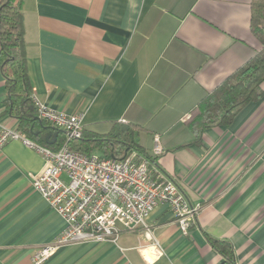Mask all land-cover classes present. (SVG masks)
<instances>
[{
    "label": "crops",
    "instance_id": "0c3cea01",
    "mask_svg": "<svg viewBox=\"0 0 264 264\" xmlns=\"http://www.w3.org/2000/svg\"><path fill=\"white\" fill-rule=\"evenodd\" d=\"M253 1L23 0L28 72L40 103L82 115L86 136L131 127L156 161L154 174L199 207L187 235L161 204L148 221L153 238L145 229L123 231L117 242L61 247L43 264H221L208 237L229 240L236 264H264V98L230 125L200 135L189 126L204 98L261 50ZM6 97L0 67V132L18 131ZM155 136L164 149L157 158ZM44 166L23 141L0 149V264H33L67 227L32 186Z\"/></svg>",
    "mask_w": 264,
    "mask_h": 264
},
{
    "label": "built area",
    "instance_id": "2783aa9c",
    "mask_svg": "<svg viewBox=\"0 0 264 264\" xmlns=\"http://www.w3.org/2000/svg\"><path fill=\"white\" fill-rule=\"evenodd\" d=\"M32 98L40 119L64 131L67 138L64 146L51 150L35 145L19 131L0 132V149L10 141H23L43 155L45 166L32 176V186L67 225L53 243L34 254L33 264L45 263L64 246L117 242L123 231L145 229L151 238L148 221L161 204L170 207L182 233H189L199 207L188 203L174 181L154 174L136 151L122 160L72 151L68 143L82 137L83 116L55 111L34 94ZM153 141L157 158L164 149L159 136ZM153 246L159 248L158 242Z\"/></svg>",
    "mask_w": 264,
    "mask_h": 264
},
{
    "label": "trees",
    "instance_id": "16d2710c",
    "mask_svg": "<svg viewBox=\"0 0 264 264\" xmlns=\"http://www.w3.org/2000/svg\"><path fill=\"white\" fill-rule=\"evenodd\" d=\"M22 2L0 0V67L7 88L5 107L18 120V131L26 139L39 147L58 150L67 138L59 134L54 146L48 145L53 136L47 142L46 135L50 130H58L40 119L32 98ZM251 9V30L262 48L199 104L198 113L189 124L197 135L210 128L230 125L246 105L264 98V0H254ZM130 128L116 125L107 134L89 136L83 131L82 137L70 141L68 146L72 151L88 155L100 150L104 157L118 160L136 151L152 168L155 159L145 154ZM208 240L222 256L221 264H236L234 247L229 240L212 237Z\"/></svg>",
    "mask_w": 264,
    "mask_h": 264
},
{
    "label": "water",
    "instance_id": "95a60500",
    "mask_svg": "<svg viewBox=\"0 0 264 264\" xmlns=\"http://www.w3.org/2000/svg\"><path fill=\"white\" fill-rule=\"evenodd\" d=\"M60 133H63V134H64V131H60V130H58V131H56L55 133H53V131H51V132H49V133L46 135L45 140L48 142L49 139H50L52 136H53L54 138H57L58 135H59Z\"/></svg>",
    "mask_w": 264,
    "mask_h": 264
},
{
    "label": "rangeland",
    "instance_id": "374dc122",
    "mask_svg": "<svg viewBox=\"0 0 264 264\" xmlns=\"http://www.w3.org/2000/svg\"><path fill=\"white\" fill-rule=\"evenodd\" d=\"M94 154H96L98 156H104V153L100 150L96 151Z\"/></svg>",
    "mask_w": 264,
    "mask_h": 264
}]
</instances>
